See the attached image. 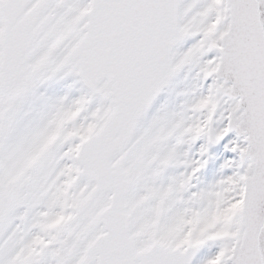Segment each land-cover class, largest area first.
Masks as SVG:
<instances>
[{
	"label": "snow or ice",
	"instance_id": "6c2138e0",
	"mask_svg": "<svg viewBox=\"0 0 264 264\" xmlns=\"http://www.w3.org/2000/svg\"><path fill=\"white\" fill-rule=\"evenodd\" d=\"M0 264H264V0H0Z\"/></svg>",
	"mask_w": 264,
	"mask_h": 264
}]
</instances>
